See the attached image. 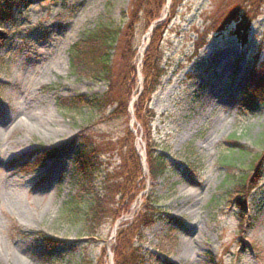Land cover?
Here are the masks:
<instances>
[{
	"label": "rangeland",
	"instance_id": "rangeland-1",
	"mask_svg": "<svg viewBox=\"0 0 264 264\" xmlns=\"http://www.w3.org/2000/svg\"><path fill=\"white\" fill-rule=\"evenodd\" d=\"M131 1L23 0L0 30V264H80L83 258L114 264L118 226L133 224L150 199L159 218L140 238L147 264H264V167L260 188L242 213L227 198L229 183L245 174L243 167L254 156L264 155V96L244 98L248 73L264 67V6L245 42L238 38L244 33L236 30L235 17L221 31L215 25L239 0H182L161 20L166 75L142 108L155 115L148 141L157 143L167 173L148 180L146 142L134 117L144 89L138 69L128 115L97 118L89 132L98 144L114 143L126 129L135 132V149L144 157L142 193L97 240L81 235L79 226L57 222L61 205L76 193L75 155L85 124L64 117L58 101L97 97L107 89L102 81L70 74L69 50L98 25L123 26ZM147 33H134L138 66L150 41ZM223 48L229 53L221 68L210 70ZM214 90L220 91L219 100L212 97ZM52 150L55 156L42 166H29ZM223 156L231 165H222ZM99 159L103 174L118 165L114 153ZM100 179L101 173L95 186Z\"/></svg>",
	"mask_w": 264,
	"mask_h": 264
},
{
	"label": "trees",
	"instance_id": "trees-1",
	"mask_svg": "<svg viewBox=\"0 0 264 264\" xmlns=\"http://www.w3.org/2000/svg\"><path fill=\"white\" fill-rule=\"evenodd\" d=\"M22 1L0 0V30L11 20L13 8ZM181 2L182 0H132L123 26L98 25L95 30L78 39L69 50V72L73 77L90 82L102 81L107 87L101 96H78L58 101L59 110L64 117L74 124L78 119H82L85 124L80 126L81 136L75 155L76 193L61 205L57 222L63 226H79L81 235L90 240L99 239L105 227L115 225L124 214L129 213L145 187L141 159L135 149V138L130 130L126 129L124 136H119L114 143L100 141L99 144L89 132V127L97 118L112 121L128 115L138 69L144 89L138 99L139 103L137 101L134 106V117L146 142L148 180L156 181L167 173L165 160L156 154L157 143L148 141L151 136L150 125L155 115L151 111L145 112L142 107L160 88L166 75V69L161 67L160 44L163 28L159 20L167 5L168 10L174 13ZM262 6L264 0H239L233 7L221 12L215 25H220L221 28H218L221 31L227 21L235 17L236 22L240 20L236 30H242L244 33L238 38L245 42L248 27L259 15L258 11ZM249 15L252 17L249 18ZM139 29L144 32L151 29V37L138 66V48L133 43V37ZM2 36L0 33V44ZM263 96L264 67L261 66L258 70L254 67L248 73V88L244 98L247 102H253ZM106 152L117 156L118 165L111 170L109 167L105 168L103 174L99 158L100 154ZM55 154V150L48 151L29 166L40 167ZM239 156L242 158L244 152L239 153ZM222 160L223 166L231 165V160L226 156H223ZM262 166L264 167V155L254 156L248 165L243 167L245 174L229 183L231 186L227 188V198L230 202L233 201L240 213L245 210L248 197L260 188ZM100 173L99 185L95 186ZM142 205L143 211L137 215L133 224L127 226L129 223H121L118 226L111 247L114 264H147L140 238L143 230L153 226L159 217L153 199ZM242 225L241 219L240 226ZM101 249L104 253V248ZM80 264L92 262L83 258Z\"/></svg>",
	"mask_w": 264,
	"mask_h": 264
},
{
	"label": "bare ground",
	"instance_id": "bare-ground-1",
	"mask_svg": "<svg viewBox=\"0 0 264 264\" xmlns=\"http://www.w3.org/2000/svg\"><path fill=\"white\" fill-rule=\"evenodd\" d=\"M229 52H228V49H221V50H219L218 51V53H217V55H218V57H217V59L215 60V61H213L212 62V64L208 67L210 70H213L214 68H221L220 67V63H221V58L224 56V55H227ZM230 55V54H229ZM217 66V67H216ZM215 70V69H214ZM218 84L219 85H217V87L218 86H220V84H221V82H218ZM218 91V92H217ZM224 91V90H223ZM224 93V92H223ZM217 97V99L219 100V98H220V91L219 90H214V92H213V94H212V97ZM211 100V99H210ZM47 116L48 117H50L49 116V113L47 114Z\"/></svg>",
	"mask_w": 264,
	"mask_h": 264
},
{
	"label": "water",
	"instance_id": "water-1",
	"mask_svg": "<svg viewBox=\"0 0 264 264\" xmlns=\"http://www.w3.org/2000/svg\"><path fill=\"white\" fill-rule=\"evenodd\" d=\"M164 16H165V15H164ZM161 20H162V18H161ZM149 33H150V30L148 31L147 34L149 35ZM148 35H147V36H148ZM129 109H131V105H130ZM130 111H131V110H130ZM130 114H131V113H130ZM132 124H133V122L131 121V125H132ZM132 133L135 134L134 131H132ZM140 157H141V162H142V166H143V170H144V157H143V154H142V153L140 154Z\"/></svg>",
	"mask_w": 264,
	"mask_h": 264
}]
</instances>
